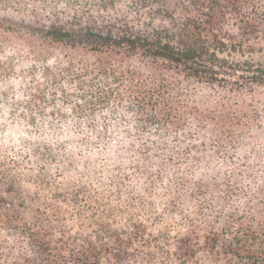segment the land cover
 <instances>
[{"label":"trees","instance_id":"trees-1","mask_svg":"<svg viewBox=\"0 0 264 264\" xmlns=\"http://www.w3.org/2000/svg\"><path fill=\"white\" fill-rule=\"evenodd\" d=\"M264 0H0V264H264Z\"/></svg>","mask_w":264,"mask_h":264},{"label":"rangeland","instance_id":"rangeland-1","mask_svg":"<svg viewBox=\"0 0 264 264\" xmlns=\"http://www.w3.org/2000/svg\"><path fill=\"white\" fill-rule=\"evenodd\" d=\"M249 58L257 63L264 64V51L261 52H255L250 55H248Z\"/></svg>","mask_w":264,"mask_h":264}]
</instances>
